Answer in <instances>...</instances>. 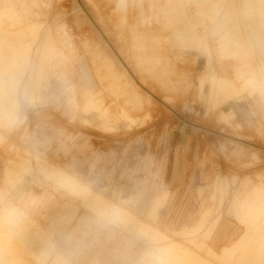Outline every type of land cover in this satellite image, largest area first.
Segmentation results:
<instances>
[{
	"label": "rangeland",
	"instance_id": "1",
	"mask_svg": "<svg viewBox=\"0 0 264 264\" xmlns=\"http://www.w3.org/2000/svg\"><path fill=\"white\" fill-rule=\"evenodd\" d=\"M0 55V264H264V0H0ZM183 129L252 185L177 224L140 200Z\"/></svg>",
	"mask_w": 264,
	"mask_h": 264
},
{
	"label": "crops",
	"instance_id": "2",
	"mask_svg": "<svg viewBox=\"0 0 264 264\" xmlns=\"http://www.w3.org/2000/svg\"><path fill=\"white\" fill-rule=\"evenodd\" d=\"M191 134V133H189ZM175 137L170 138L168 146L170 147V152L162 154H154L155 163H163L160 166V170H153L154 178L149 181L150 175L146 174V166L151 162L145 155L141 158V165L138 167V172H142L143 166V176L149 182L144 183L146 186V195L144 199L140 200V209H149L152 202L163 196H167L166 204L169 211L176 209L182 210L183 213L179 214L181 217L177 220V224L185 223L187 220V214L189 210L196 209L195 218H191V221H198L201 212L204 210L205 203L208 202L210 195H212L213 190L211 186L216 181V179L221 176L223 178H231L237 174L241 180L237 190L239 189L240 183L243 181H248L250 174H240L238 173L232 163H243L248 162L251 157V152L249 149L250 144L242 141H234L227 138H205L204 136H193L189 137L186 129H183L181 133L174 135ZM192 136V134H191ZM228 141L236 142L241 146H234L231 148L227 155V162L222 154L219 153V145H230ZM85 149V148H84ZM83 150V149H82ZM161 151V150H160ZM130 178V176H129ZM39 189L37 193L33 191V187L26 191H31L33 194L42 195L46 186L45 184H35ZM236 190V191H237ZM201 193V198H197L198 194ZM167 194V195H166ZM204 204V205H203ZM203 206V207H202ZM200 209H203L201 212ZM200 213V214H199ZM178 215V217H179ZM163 218H165L162 213ZM229 226L224 225L216 233L215 241L217 243V250H221L222 247L228 244L225 238L233 236L234 239L239 237L241 229L237 224L233 223L231 219L228 218ZM218 234V235H217ZM135 246L132 249L131 254L134 250H139L140 247L133 242Z\"/></svg>",
	"mask_w": 264,
	"mask_h": 264
},
{
	"label": "bare ground",
	"instance_id": "3",
	"mask_svg": "<svg viewBox=\"0 0 264 264\" xmlns=\"http://www.w3.org/2000/svg\"><path fill=\"white\" fill-rule=\"evenodd\" d=\"M28 24H29V23H28ZM28 24H26V25H28ZM36 31H37V30H36ZM33 32H34V31H33ZM39 35H40V34H39ZM40 37H41V36H40ZM37 38H38V37H37ZM50 40H51V39H50ZM41 41H42V40H41ZM44 42H45V41H44ZM44 44H45V43H44ZM23 45H24V44H23ZM52 45H53V44H52ZM22 47H24V46H22ZM48 47H49V46H48ZM14 48H15V47H14ZM39 48H40V47H39ZM36 50H37V49H36ZM44 50H45V49H44ZM48 50H49V49H48ZM33 52H34V51H33ZM42 52H43V50H42ZM50 52H51V51H50ZM35 53H36V52H35ZM51 53H52V52H51ZM7 54H8V53H7ZM22 54H23V53H22ZM17 55H18V54H17ZM17 55H16V56H17ZM20 55H21V53H20ZM33 55H34V54H33ZM44 55H45V54H44ZM44 55H42V57H43ZM0 56H1V55H0ZM3 56H4V55H3ZM35 58H36V56H35ZM16 59H17V58H16ZM12 60H14V61H18V60H15V59H13V58H12ZM22 60H23V59H22ZM30 60H31V59H30ZM137 62H138V61H137ZM140 62H141V61H140ZM10 63H11V62H10ZM41 63H42V62H41ZM145 64H146V63H145ZM141 65H142V64H141ZM33 66H34V65H33ZM41 66H42V65H41ZM147 66H148V65H147ZM147 66H146V67H147ZM155 67H156V66H155ZM155 67H154V68H155ZM23 68H24V67H23ZM156 69H157V68H156ZM237 69H238V68H237ZM145 70H146V69H145ZM5 71H6V70H5ZM26 72H27V71H26ZM163 72H164V71H163ZM36 73H37V72H36ZM25 74H26V73H25ZM157 74H158V73H157ZM47 75H48V74H47ZM18 76H19V75H18ZM18 76H16V77H18ZM50 76H51V75H50ZM52 76H53V75H52ZM159 76H160V75H159ZM1 77H2V76H1ZM24 77H25V76H24ZM48 77H49V76H48ZM160 78H161V77H160ZM38 79H39V78H38ZM31 80H32V79H31ZM59 80H60V79H59ZM143 81H144V80H143ZM28 83H29V82H28ZM28 83H27V84H28ZM217 83H218V82H217ZM66 84H67V83H66ZM163 84H164V83H163ZM224 85H225V84H224ZM4 86H5V85H4ZM27 86H28V85H27ZM42 86H43V85H42ZM28 87H29V86H28ZM43 87H44V86H43ZM22 88H23V87H22ZM1 89H2V88H1ZM27 89H28V88H27ZM27 89H25V90L27 91ZM29 89H30V88H29ZM34 89H35V88H34ZM64 89H65V88H64ZM2 90H3V89H2ZM37 92H38V91H37ZM6 93H7V92H6ZM32 93H33V92H32ZM1 94H2V93H1ZM1 94H0V96H2ZM27 94H28V93H27ZM34 94H35V93H34ZM3 95H4V92H3ZM31 95H32V94H31ZM4 97H5V95H4ZM1 98H3V96H2ZM9 109H10V108H9ZM10 111H11V110H10ZM1 113H2V112H1ZM5 114H6V113H5ZM83 115H84V113H83ZM3 117H4V116H3ZM8 117H9V116H8ZM96 117H97V116H96ZM99 119H100V117H99ZM121 120H122V119H121ZM103 121H104V120H103ZM92 125H93V124H92ZM72 185H73V184H72ZM166 195H167V194H166ZM211 196H212V195H211ZM164 198H165V196H164ZM164 198H162V199H161L160 201H158V202H162L163 204H165V203H164V202H165V201H164ZM212 199H213V198H212ZM165 200H166V199H165ZM213 200H214V199H213ZM209 201H212V200H209V199H208V205H211V203H209ZM156 202H157V201H156ZM158 202H157V203H158ZM212 202H213V201H212ZM223 208H224V207H223ZM150 209H151V208H150ZM120 215H121V214H120ZM202 222H203V221H202ZM203 224H204V223H203ZM201 225H202V224H201ZM33 226H34V224H33ZM35 227H36V226H35ZM13 228H14V227H13ZM214 228H215V227H214ZM8 230H9V229H8ZM10 234H11V233H10ZM13 236H14V235H13ZM11 237H12V236H11ZM209 247H210V246H209ZM213 252H214V251H213ZM0 254H1V253H0ZM209 255H210V254H209ZM211 256H212V255H211ZM213 257H214V255H213ZM0 258H2V257H0ZM153 258H154V257H153ZM5 261H6V260H5ZM0 263H1V262H0ZM5 263H7V262H4V264H5Z\"/></svg>",
	"mask_w": 264,
	"mask_h": 264
}]
</instances>
